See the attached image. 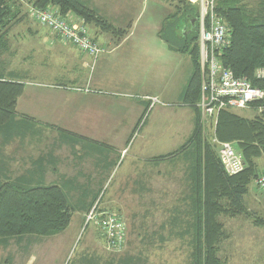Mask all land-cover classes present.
Segmentation results:
<instances>
[{"label": "rangeland", "instance_id": "rangeland-1", "mask_svg": "<svg viewBox=\"0 0 264 264\" xmlns=\"http://www.w3.org/2000/svg\"><path fill=\"white\" fill-rule=\"evenodd\" d=\"M82 1L91 7L94 6V0ZM140 1L125 0L126 6L122 11L124 15L120 16L124 19L125 25L129 26L136 21L135 16L139 11ZM176 2L172 0V3L176 4ZM32 8V5L25 4L20 14L25 17L19 23L11 25L15 27L9 32L11 36L5 40V47L0 53V67H5L6 73L11 71L12 76L18 78L25 88L43 89L47 85L44 78L53 77L52 74H57L59 69L56 65L48 71L45 70L46 67L42 63H45L44 58L47 54L37 38L45 34L52 37L55 35L48 29L47 32L42 30L43 26L31 16ZM171 10L160 12L161 21ZM141 17L143 18L140 22H135L137 28L134 29L135 36L132 39H139L143 34L142 27L147 24L145 21L147 14ZM74 24L82 25L89 35L92 33L91 29L95 28L85 25L81 20ZM159 26L160 30L163 26L162 31L155 29L149 32L150 38L166 40L174 45L179 44L172 30L165 26L163 21ZM61 44L65 47L69 46L65 42ZM184 55L188 57L187 54ZM83 57L90 59L94 64L100 56L92 59L83 54ZM48 73L51 74L47 75ZM60 74L64 73L59 71ZM131 83L132 80L123 79L120 86L115 87L117 93L111 96L114 102L113 109L106 114L102 113L103 119H106L107 123L111 122L112 127L97 128V130H106L114 143L81 141L69 145L73 149L74 164L78 159L82 163L90 159L92 170H82L83 175L80 177H71L69 174H66L69 175L66 177L48 176L51 181L46 184L58 185L67 196L70 206L68 227L63 232L49 237L26 236L21 240L9 239L0 245V264H191V235L185 233V225L191 218L188 198L189 161L183 155L165 160L155 159L169 156L182 147L191 134L194 113L187 103L178 106L156 104L151 109L148 104V109L146 108L142 113L141 109L134 107L140 106L141 98L133 95L136 87ZM66 84L53 87L64 90L79 88L76 92L80 93H86L85 89L87 94L97 95L95 87L88 82L83 86ZM126 93L132 95H124ZM118 102H128L134 106L118 108L116 104ZM48 106V104H35L33 107L44 113L51 111ZM183 106L190 109H181L180 107ZM254 109L252 106L231 113L251 119L257 114ZM81 112L83 111L72 113L75 121L70 120V124L78 122L77 117ZM44 114L47 115L48 123L18 115L15 123L17 126L13 128L12 135L9 133L7 135L12 137L70 135L67 132L63 133L58 127L47 125L52 121L48 117L49 113ZM80 117L81 121L86 118ZM203 119L199 112L202 133L213 144L212 123L210 122V126ZM130 124L135 128H130ZM79 130L88 134L91 129L84 127ZM234 147L236 148L235 144ZM236 150L238 151L237 148ZM70 155L71 151H64L60 158ZM1 160L5 171L0 169V183L6 179H14L19 173L14 164L0 157V163ZM256 164V173L258 176L263 175L264 158L256 160ZM93 173L97 176L92 175ZM79 178H82L86 184L78 186ZM45 180L43 177L38 185L45 184ZM248 188L249 193L244 197V204L250 215L219 217L224 231L218 250L222 264H264V225L255 226L253 223L255 218L264 220V190L257 188L254 182ZM94 206H96V218L99 217L100 212L110 213L119 217L125 224V245L120 251L108 249L96 222H87V215ZM173 219L176 220V225L171 224Z\"/></svg>", "mask_w": 264, "mask_h": 264}, {"label": "trees", "instance_id": "trees-1", "mask_svg": "<svg viewBox=\"0 0 264 264\" xmlns=\"http://www.w3.org/2000/svg\"><path fill=\"white\" fill-rule=\"evenodd\" d=\"M176 1L175 10L163 22L179 44L163 41L190 58L193 72L184 91V100L193 110L194 125L187 141L177 152L155 160L183 155L189 161L191 218L186 222L185 233L191 235V264H222L218 250L224 231L219 217L250 215L244 197L258 176L256 160L264 158V100L255 104L253 111L257 114L251 119L230 112H221L218 116L215 138L220 142L234 143L245 165L239 174L228 176L222 169L214 145L202 133L199 111L195 106L200 87L198 23L191 34L183 27L188 18H198V10L183 0ZM25 4L41 10L53 7L62 17L73 15L101 32L123 34L82 0H0V53L5 47L8 28L25 17L20 15ZM214 11L230 33L229 45L219 58L222 65L232 70L235 76L247 78L253 86L264 90V80L254 78L258 69H264V0H214ZM23 89L22 82L6 80L0 74L2 136L12 135L14 127L10 123L16 119V103ZM69 219L68 199L58 185L28 183L25 176L0 183V245L12 238L21 240L26 236L56 235L68 227ZM253 223L261 226L264 220L255 218ZM171 224L176 225V220L173 219Z\"/></svg>", "mask_w": 264, "mask_h": 264}, {"label": "crops", "instance_id": "crops-1", "mask_svg": "<svg viewBox=\"0 0 264 264\" xmlns=\"http://www.w3.org/2000/svg\"><path fill=\"white\" fill-rule=\"evenodd\" d=\"M94 3V6L90 7L94 8L100 16L107 19L123 34L118 36L101 32L96 28L91 29L92 35L90 34V36L103 50L94 64L90 59H85L83 54L71 45L63 46L62 42L54 35L52 37L45 34L37 38L47 54L44 58L45 63H42L46 67L45 70L48 71L49 68L56 67V65L59 70H57V74H52L53 77L44 78V82L49 85H46V88L29 89L24 87L23 93L16 103V117L22 115L30 120L37 119L43 123H48L47 115L44 113H49L48 117L52 122L47 125L58 127L62 129L63 133L67 132L70 135L12 137L0 134V157L14 164L19 172L12 180H20L21 177L25 176L28 183L32 182L37 185L44 177L46 179L44 185H48L46 183L51 181L48 176L66 177L71 175V177H80L83 175L82 170L91 171L90 159L84 160L83 163L78 159L77 163L74 164L73 149L69 145L72 146L81 141L114 143L106 130H97V128L112 127L111 122L107 123V120L103 119L102 113L106 114L108 111H112L114 102H112L111 96L116 95L115 87L120 86L123 79L132 80L133 84H131H135L136 89L133 95H138L141 98L140 106H134L128 102H118L116 103L118 108L132 105L144 113L149 104L145 100L146 97H156L162 106H178L185 103L184 91L193 72L189 58L178 50L170 48L163 40L153 39L148 35L155 29L160 31L159 24L165 19L161 21V17H159L161 11L171 10L172 7V10L165 16L167 17L175 10L176 5L172 3V0L140 1L135 22H140L143 18L141 15L146 13L147 19L145 21L147 24L142 27L143 34L139 39H132L135 36L136 23L133 22L134 24L127 26L124 24V19L120 17L122 14L124 15L122 11L126 6L125 0H94ZM67 18L72 23L79 20L72 15H68ZM14 27L8 28L5 39H9L11 36L9 32ZM43 29L44 32H47V28L42 27ZM0 68V74H3L6 80L20 81L12 76L11 71L6 73L5 67ZM59 71L64 74L59 75ZM49 74L51 73L47 75ZM87 82L95 87V94L97 95L76 92L74 89L64 90L53 87L62 86L66 83L73 86H83ZM124 95L132 94L126 93ZM35 104H48V108H51L50 110L53 112L42 113L41 110L37 111L33 107ZM180 108L190 109L186 106ZM78 111H83L80 116L86 118L81 121L79 116L77 123L70 124V120L75 121L72 113ZM16 122L15 119L14 123L11 122L10 125L16 127ZM67 127L72 130H68ZM84 127L91 129L88 134L79 130ZM129 127L135 128L133 124H130ZM115 143L120 142L115 141ZM6 151L8 154L5 155ZM64 151H71V155L60 158ZM4 168L1 160L0 169L5 171ZM92 175L97 176L95 173ZM77 184L79 186L86 183L82 178H79ZM93 184L95 185V181Z\"/></svg>", "mask_w": 264, "mask_h": 264}, {"label": "built area", "instance_id": "built-area-1", "mask_svg": "<svg viewBox=\"0 0 264 264\" xmlns=\"http://www.w3.org/2000/svg\"><path fill=\"white\" fill-rule=\"evenodd\" d=\"M198 10V48L201 73L200 97L196 108L206 124L213 126V144L223 171L228 176L239 174L245 169L240 153L229 142H220L214 136L218 116L221 112L249 109L264 100V90L255 87L244 77H237L225 68L220 56L229 45V28L214 11V0H183ZM31 16L39 25L47 28L60 41L76 48L80 53L96 59L102 49L90 37L82 25H75L62 17L56 8L46 10L32 8ZM254 78L264 80V69H258ZM78 90L79 88H75ZM87 93V90L84 89ZM149 109L160 102L156 97H146ZM211 126V125H210ZM257 188L264 190V174L254 179ZM95 207L87 215V222L94 221L99 227L107 248L118 252L125 245V224L110 213L100 212L96 218Z\"/></svg>", "mask_w": 264, "mask_h": 264}, {"label": "flooded vegetation", "instance_id": "flooded-vegetation-1", "mask_svg": "<svg viewBox=\"0 0 264 264\" xmlns=\"http://www.w3.org/2000/svg\"><path fill=\"white\" fill-rule=\"evenodd\" d=\"M198 23V18H188L187 23L183 27L188 34H191L195 30V25Z\"/></svg>", "mask_w": 264, "mask_h": 264}]
</instances>
